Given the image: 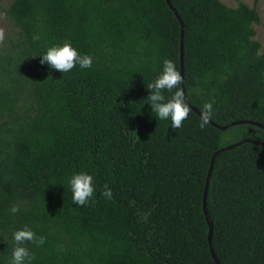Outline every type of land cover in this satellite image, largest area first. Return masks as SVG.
<instances>
[{
    "label": "trees",
    "instance_id": "trees-1",
    "mask_svg": "<svg viewBox=\"0 0 264 264\" xmlns=\"http://www.w3.org/2000/svg\"><path fill=\"white\" fill-rule=\"evenodd\" d=\"M170 2L184 25L189 103L202 111L211 102L221 126H264L260 0ZM3 14L0 264H10L13 233L25 225L46 238L25 243L32 264H216L203 210L211 159L241 140L264 143V129H201L192 110L179 129L157 119L146 85L164 59L181 73V24L166 0H12ZM65 40L93 58L91 68L40 63ZM82 171L95 187L86 206L73 203L68 183ZM207 208L221 264H264L263 146L215 158Z\"/></svg>",
    "mask_w": 264,
    "mask_h": 264
},
{
    "label": "clouds",
    "instance_id": "clouds-1",
    "mask_svg": "<svg viewBox=\"0 0 264 264\" xmlns=\"http://www.w3.org/2000/svg\"><path fill=\"white\" fill-rule=\"evenodd\" d=\"M33 39L39 40L40 37L34 35ZM5 40L6 31L3 27H0V45H3ZM41 56L40 63L42 65L46 62L52 69L61 73L70 72L77 64L82 69H89L93 65V58L90 55H81L67 40L62 45L49 47ZM182 84L183 76L177 70L174 61L164 59L160 75L153 82L146 85V88L150 90L146 103L150 105L158 120H170L172 129L181 128L191 112V108L185 100ZM173 89H175L174 93ZM165 91L173 94L166 99ZM212 116L213 104L205 102L200 115L199 127L203 129ZM68 183L71 188L73 203L78 206H86L95 193L93 176L82 171L72 175ZM102 195L109 200L113 198V191L107 184L104 185ZM19 211L20 207L17 204H13L10 208L12 214ZM13 239L15 247L12 251L10 264H32L35 255L30 253L29 249L24 246L25 243L30 242L36 247H41L46 242L45 237H38L28 225L16 230L13 233Z\"/></svg>",
    "mask_w": 264,
    "mask_h": 264
},
{
    "label": "water",
    "instance_id": "water-1",
    "mask_svg": "<svg viewBox=\"0 0 264 264\" xmlns=\"http://www.w3.org/2000/svg\"><path fill=\"white\" fill-rule=\"evenodd\" d=\"M166 2L168 4V6L170 7V9L175 14V16L178 18V20H179V22L181 24V75L183 76L182 88H183L185 100L189 104V107L191 108V110L200 117L201 111L197 107L192 106L189 103L188 98H187V94H186V91H185V87H184V44H183L184 25H183V22H182L180 16L178 15L177 11L173 8L170 0H166ZM209 124L212 125L213 127L217 128V129L221 130V131L227 130L228 128H232V127H235V126H238V125H244V124L256 125V126L262 128V129H264V126L262 124H259V123H256V122H252V121H235V122L229 123L226 126H221V125H218V124H216V123H214L213 121L210 120ZM244 143H251V144H254V145H258V146H263L264 147V143L263 142L256 141V140H251V139H245V140H241V141L237 142L236 144L221 148L213 155V157L211 159L209 173L207 175L205 192H204V197H203V210H204L206 222H207L208 227H209L208 241H209V245L211 247L212 257H213L214 261L216 262V264H221V263L217 259L216 255H215V253H214V251L212 249L213 223H212V220L210 218V215H209V212H208V208H207V197H208V189H209L210 178H211V175H212L215 158L219 154H221V153H223L225 151L232 150V149H234L236 147H239V146H241Z\"/></svg>",
    "mask_w": 264,
    "mask_h": 264
},
{
    "label": "rangeland",
    "instance_id": "rangeland-1",
    "mask_svg": "<svg viewBox=\"0 0 264 264\" xmlns=\"http://www.w3.org/2000/svg\"><path fill=\"white\" fill-rule=\"evenodd\" d=\"M12 0H0V27H5L3 8L7 7ZM230 7H236L240 2L253 6L254 0H222ZM261 22L255 25L256 39L264 44V0H260L257 6Z\"/></svg>",
    "mask_w": 264,
    "mask_h": 264
}]
</instances>
